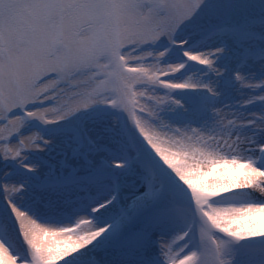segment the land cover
I'll list each match as a JSON object with an SVG mask.
<instances>
[{"label": "snow or ice", "instance_id": "1", "mask_svg": "<svg viewBox=\"0 0 264 264\" xmlns=\"http://www.w3.org/2000/svg\"><path fill=\"white\" fill-rule=\"evenodd\" d=\"M0 264H264V0H0Z\"/></svg>", "mask_w": 264, "mask_h": 264}, {"label": "bare ground", "instance_id": "2", "mask_svg": "<svg viewBox=\"0 0 264 264\" xmlns=\"http://www.w3.org/2000/svg\"><path fill=\"white\" fill-rule=\"evenodd\" d=\"M161 139H165L163 136H161ZM164 146H167V144H165ZM214 177H209V179H212Z\"/></svg>", "mask_w": 264, "mask_h": 264}, {"label": "rangeland", "instance_id": "3", "mask_svg": "<svg viewBox=\"0 0 264 264\" xmlns=\"http://www.w3.org/2000/svg\"><path fill=\"white\" fill-rule=\"evenodd\" d=\"M86 227V226H85Z\"/></svg>", "mask_w": 264, "mask_h": 264}]
</instances>
